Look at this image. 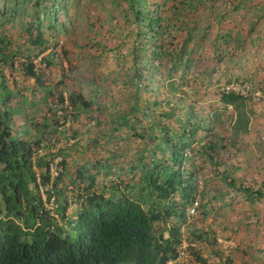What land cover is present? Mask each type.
I'll return each instance as SVG.
<instances>
[{
    "label": "rangeland",
    "instance_id": "rangeland-1",
    "mask_svg": "<svg viewBox=\"0 0 264 264\" xmlns=\"http://www.w3.org/2000/svg\"><path fill=\"white\" fill-rule=\"evenodd\" d=\"M154 1L148 0L150 4ZM179 2L158 4L162 35L151 41L164 43L173 54L192 32L183 57L188 59L187 67L182 65L173 77L168 76L169 56L152 60L148 59L150 46L140 51L145 29H138V22L122 0L63 1L66 14L59 13L58 18L67 28L54 37L44 28L48 21L42 19L47 49L33 58L41 83L26 76L21 63L26 49L34 53L44 46L29 47L24 26L31 18L15 16L1 22L0 17V58L5 57L0 63V81L5 79L12 92L7 105L20 108L13 115L12 132L27 139L41 138L37 154L54 156L55 163L65 157L67 174L78 166L101 162L111 173L97 175V187L101 188L102 182L107 186L121 182L123 189L124 185L137 187L140 165L161 156L153 149L156 140H150V132L160 135L148 129L151 120L155 126L165 123L174 129V119L192 110L211 129L203 142L219 135L225 148H218L214 162L202 152V142L194 144L195 152L190 151L192 169L197 171L199 205L194 212L188 208L190 217L181 226L182 237L188 238L182 241L177 264H199L194 250L209 264H221L228 255L233 264H264V197L252 202L237 189L246 186L264 191V0ZM2 6L0 1V9ZM241 41L243 45L236 47ZM49 53L53 63L45 66L41 58ZM134 63L143 68V76L149 67L158 69L151 81L154 89L145 87L144 79L133 78ZM169 80L174 89L168 93L171 107L167 103L149 106L147 99L164 101ZM232 82L251 84L245 97L247 131L237 135L232 133L235 111L220 102L223 89ZM59 91L63 96L82 94L91 105L73 109L66 100L58 99ZM133 104L136 109L131 111ZM172 107L173 118L160 115ZM123 115L135 127H117ZM46 124L49 128L44 127ZM52 128L56 129L54 134ZM199 133L206 135L207 131ZM226 170L227 180L222 177ZM231 179L234 185L227 183ZM1 208L0 220L4 218L3 205ZM75 208L72 205L69 214ZM199 231L206 236L196 239L191 235ZM189 245L194 250L188 249Z\"/></svg>",
    "mask_w": 264,
    "mask_h": 264
},
{
    "label": "trees",
    "instance_id": "trees-1",
    "mask_svg": "<svg viewBox=\"0 0 264 264\" xmlns=\"http://www.w3.org/2000/svg\"><path fill=\"white\" fill-rule=\"evenodd\" d=\"M0 1L3 3L0 9L1 22L11 21L15 16L22 20L31 18L24 26L29 35V47L43 46L47 41L42 19L48 21L44 28L52 37L67 28L66 23L58 18L59 13L66 14L65 0ZM122 1L134 15L138 29H145L142 36L145 40L141 42L140 51L150 46L148 59L152 60L163 55L169 56L171 66L168 76L181 69L182 65L186 68L188 59L184 60L183 57L187 52V43L192 41L191 31L183 47L173 54L168 52L164 43L151 42L162 35L158 4H166L169 0H156L151 4L148 0ZM192 2L194 0H180L179 3L191 5ZM153 3L155 8L150 7ZM226 36L223 38L226 39ZM242 45V41L236 43V47ZM46 49L45 45L34 53L30 48L26 49L21 62L24 74L38 83H41L42 77L40 70L35 68L33 58ZM4 59L0 58V63ZM52 59L49 53L41 61L48 66L53 63ZM134 68L133 78L137 81L144 79V86L152 88L151 81L158 69L149 67L147 75L143 76V68H137L135 63ZM129 81L132 83L131 77ZM5 82L3 78L0 81V163L3 165V173H0V213L1 205L4 207V218L0 220V264H168L169 261L177 264L182 241L188 238L182 237L181 226L190 217L189 206L194 202L199 205L197 171L192 169L190 151L195 152L194 144L202 142V152L214 162L218 148H225L221 143L223 138L217 135L204 143L211 129L204 126V122L196 118L192 110L187 111L188 115H179L174 119L175 124H171L175 126L174 129L165 123L155 126L156 123L151 120L148 129L160 135L150 132V140H156L153 149L158 150L161 156L150 164L140 165L139 188L124 185L122 189L121 182L108 186L102 182L101 188H98L97 175L107 176L111 173V169L104 167L101 162L78 166L74 173L67 174L64 170L66 160L62 156L58 162L60 169L53 175L51 163L54 156L37 154L42 147L41 138L27 139L12 132L13 115L20 112V108L7 105L12 92ZM172 87L169 80L164 101L147 99L149 106L167 103L171 107L168 93L174 90ZM47 93L52 94L50 88ZM57 97L63 103L66 100L73 109H85L91 105L79 93L63 96L62 91H59ZM220 102L235 111L232 133L237 135L247 131L249 115L245 109V97L232 91L222 92ZM135 109L136 105L133 104L130 110ZM174 109L172 107L159 113L166 118H173L171 113ZM121 119L117 127H135L129 125L126 115ZM48 126L46 124L44 127ZM52 130L54 134L56 129ZM202 130L207 131L206 135H200ZM120 175L117 172L116 176ZM228 175L227 170L222 171L225 180ZM64 177L67 178L66 182ZM227 183L235 184L232 179ZM237 189L252 202L264 197V191L260 189L253 190L246 186ZM74 204L76 211L69 214ZM203 213L205 215V211ZM191 235L196 239L206 236L201 231L197 234L192 232ZM187 248L194 250L190 245ZM192 253L199 264H209L195 250ZM221 264H233V258L228 255Z\"/></svg>",
    "mask_w": 264,
    "mask_h": 264
},
{
    "label": "built area",
    "instance_id": "built-area-1",
    "mask_svg": "<svg viewBox=\"0 0 264 264\" xmlns=\"http://www.w3.org/2000/svg\"><path fill=\"white\" fill-rule=\"evenodd\" d=\"M250 88H251V84H248L247 82L243 84L232 82L231 84L225 86V88L223 89V92L232 91V92H235L236 94H240L246 97ZM53 167H54L53 164H51V172L53 173V175H55L56 172L54 171ZM194 204L196 205L197 202H195ZM191 212H194V207L191 208Z\"/></svg>",
    "mask_w": 264,
    "mask_h": 264
},
{
    "label": "clouds",
    "instance_id": "clouds-1",
    "mask_svg": "<svg viewBox=\"0 0 264 264\" xmlns=\"http://www.w3.org/2000/svg\"><path fill=\"white\" fill-rule=\"evenodd\" d=\"M60 160H61V159H60ZM60 160H59V161H60ZM59 161H58V162H59ZM58 162H56V163H55V162H52V163H51V164H53V166H54L53 168H54V171H55V172H56L57 169H60ZM56 165H57V166H56ZM64 170H65V169H64ZM194 203H195V202H194ZM197 204H198V203H197ZM197 204H196V205H197ZM196 205L193 204V205L189 206V208H190V207H194V210H195V209H196ZM188 212H189V211H188ZM180 253H181V252H180ZM180 253H179V256H180ZM179 256H178V258H179ZM178 258H177V259H178Z\"/></svg>",
    "mask_w": 264,
    "mask_h": 264
}]
</instances>
